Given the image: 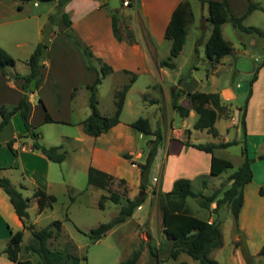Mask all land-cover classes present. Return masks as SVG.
Segmentation results:
<instances>
[{
    "label": "rangeland",
    "instance_id": "374dc122",
    "mask_svg": "<svg viewBox=\"0 0 264 264\" xmlns=\"http://www.w3.org/2000/svg\"><path fill=\"white\" fill-rule=\"evenodd\" d=\"M34 1H39L42 5L44 3V0H1L0 2V10H5V14L12 21L6 27L8 31H5V34L0 32V47L15 60L13 67H7L13 71L8 76L10 81L16 79L13 77L14 71L19 72L20 75L29 73L28 58L37 44L44 40V35L42 33L38 35L36 32L35 19L21 20L22 17L30 14V7ZM127 1L128 4L119 9L120 32L125 38H134L136 42L148 44L146 24L139 10L140 0ZM189 1L194 18L187 27L185 44L180 54L172 59L176 68L165 67V72L160 73L155 72V70H152L151 73L135 72L136 78L126 93L120 114V124L114 130L106 132L105 136H101L99 141L97 140V144H100L101 147L108 146L109 142L107 143L106 140H109L113 145L132 147L133 150H141L142 152V156L138 153H131L130 159L119 156V159L114 160L112 162L113 168L123 175L111 174L114 179L105 189L89 185L87 182V166L89 164L94 166L95 164L94 157L90 152L95 138L85 134L81 124L91 113L88 102L90 91L86 85L93 83L96 72L83 69L85 64L74 56V48L68 44L71 39H67L66 44L60 37L50 36L52 31L57 33V29L63 32L65 30L63 26L52 24L47 28L49 32L45 34V37L48 48L44 53L46 73L41 82V90L36 92L32 100V122L35 131L39 133L41 144L45 146L61 144L62 150L66 152L67 156L60 163L51 161L46 173L38 170L29 174L35 181H32L30 177L22 178L20 170L15 168L10 173L12 174L10 182L24 197L29 198L28 224H33L36 229H41L54 220L62 221L60 231L55 230V235L49 239L48 245L52 249L68 251L78 256L80 258L79 264H118L130 257L135 249L141 250L136 264H178L180 261L200 264L185 253L180 254L177 259L167 258L168 242L163 252L158 251L164 241L161 197L169 187L168 180L172 175L180 174L179 176L191 180L192 189L195 192L209 195L214 190L221 189L223 191L228 188L229 175L238 170L244 162L243 144L238 143L214 149L215 156L232 162V167L224 169L218 175H211L205 167V162L200 161L199 155L197 154V156L190 149L184 150L185 152L182 151L180 155L169 156L168 161L164 160L162 163L164 136L166 141L168 138L173 140L178 138V141L185 144L190 142L187 140L189 133L185 128L192 132L190 139L196 143H218L219 140H241L244 137L240 125L238 127L241 131L238 130L237 126H230L226 132L223 129V124L229 122L232 115H236L237 107L245 108L249 97L248 91L238 92L237 98L232 101L230 107L225 105V110L217 112L215 123L221 132L219 136H213L206 130L193 127L197 118L195 111L192 110L191 115L187 117H181L172 105L173 93L179 90L219 92L226 85H232L236 88L242 79L249 78V76L238 73L237 69L243 71L252 69L254 64L249 60L250 57L264 60V11L256 9L250 12L242 23L247 27L259 28L262 33L238 29L230 21L222 24L223 37L232 42L236 51L246 50V55L242 54L241 58L235 61L230 53L226 55L229 62L223 63L217 68V71H213V64L205 53V44L212 32V24L208 19H205L209 16L208 5L200 0ZM252 1L259 2L264 7V0ZM230 2L231 11L235 16H240L248 10L249 0H230ZM48 3L50 4V2ZM17 5H23L24 9L20 11ZM106 10H108V6H106ZM54 12L55 9L51 14ZM1 28L2 26H0V30ZM170 47L171 41L168 39L164 38L159 42L157 54L160 60L169 56ZM94 64L97 68L99 67V63L96 61ZM47 74L50 76L48 77ZM130 78L131 74L129 73L114 72L113 70L112 73L102 79L96 92L98 109L102 115L110 116L114 113L115 93L129 82ZM35 91L36 89H34ZM182 98L185 103L187 97L184 94L179 97L178 102ZM40 99L43 103L39 102ZM220 101L224 104L221 97ZM46 112L55 121H45ZM250 115L249 121L253 117ZM140 117L148 118L152 130L160 128L163 134L159 153L157 151V158L155 157L154 165L149 170L148 184L144 189L140 186L139 164L144 162L148 151L147 143L154 137L143 135L130 126V123ZM239 119L240 117L236 116L235 121L240 124ZM0 120H2L1 114ZM16 125L20 127L18 122ZM173 126L177 130H174ZM118 134H121L122 138H119ZM80 137L82 138L80 139ZM28 140L33 139L28 136ZM5 147L10 150L6 143ZM203 180H206V186H203ZM20 182L25 187H21ZM33 182L48 194H53L56 197L53 206L45 208L42 213L38 211L37 199L32 196L33 188L37 187ZM113 192L121 196L120 202L114 203L106 198L104 208H100L98 201L101 195L108 197ZM138 197H143L144 201L131 217L114 226L98 241L91 240V229L112 220L128 198ZM187 205L192 215L204 220H216L220 224L222 244L213 249L209 253V257L220 264H235L237 259L243 261L244 258L239 247L240 241H235V238L244 235L246 239V235L243 231H238V222L236 223L234 219L230 204L223 203L217 210H214L215 203L211 204L209 208H204L200 206L198 198L189 197L187 198ZM261 214L264 216V211ZM263 219H259L261 223ZM13 229L16 230V227ZM20 230L23 229L20 228ZM258 235L260 233L250 235L253 242L251 247L246 240L249 252L253 256L252 264H263L259 260L261 255L255 256L253 253L260 244L258 243L260 242ZM35 242V236L30 229H27L20 244L24 247V245ZM3 246L6 247L7 245L2 243L0 247ZM152 247L156 249V255L152 254ZM18 256L21 259L28 258L31 264H41L36 253L22 249Z\"/></svg>",
    "mask_w": 264,
    "mask_h": 264
},
{
    "label": "trees",
    "instance_id": "16d2710c",
    "mask_svg": "<svg viewBox=\"0 0 264 264\" xmlns=\"http://www.w3.org/2000/svg\"><path fill=\"white\" fill-rule=\"evenodd\" d=\"M50 1V0H44ZM70 0H57L55 12L50 14L48 22L42 28L44 40L39 42L34 51L28 58L29 73L20 75L16 73V79H22L21 89L23 94L16 105L12 107L0 106V114L2 120L0 121V130L10 121L13 115L19 114L25 128L28 131L27 136L33 139L31 149L40 151L44 157L53 162H62L66 159V152L62 150V145L45 146L39 142V133L35 131V127L29 122L30 103L28 101V93L34 92L38 89L42 82V69L44 53L48 48L45 34L49 32L48 26L55 24L61 25L65 28L67 36L73 41L76 47L80 50L82 57L86 63L88 70L95 71L96 77L92 84L86 86L90 91L89 107L90 115L84 119L81 124L85 134L89 136H99L109 131L112 127L120 122V114L123 109L126 93L131 87L132 82L136 78L135 73L124 70L125 73L131 74L129 82L124 84L122 88L115 93V111L110 116L102 115L98 109V99L96 96L97 86L102 82V79L113 72V68L101 58L96 57L90 47L86 45L72 28V21L69 14L65 11V6ZM123 1L121 0L122 7ZM132 1V0H131ZM202 3L208 5V21L212 24V32L205 44V53L212 64L219 63L221 59L230 54L233 45L229 40H226L222 35L221 26L225 22L230 21L232 25L238 29L247 32L262 31L254 26H244L243 20L253 10L259 9L264 11V7L259 3L249 0V7L246 13L235 16L231 9L228 0H200ZM111 16L112 29L115 38L118 41H126L127 43H134L133 38H125L119 27V9H112L109 6L108 0L105 3ZM194 15L190 6L189 0H182L173 10L170 21L165 30V38L171 41L169 56L166 59L160 60L161 67L173 69L175 63L172 62L176 58L186 40L187 27L193 21ZM51 29V28H50ZM94 61L99 63L97 68ZM15 60L0 47V70L4 75H7V67H13ZM264 66V60L259 64L258 68ZM257 68V69H258ZM100 74H99V72ZM256 79V72L253 74L252 81ZM184 94L187 97L189 107L178 102L179 97ZM173 107L176 109L181 117H187L190 110H194L197 114L196 121L193 125L195 129L207 130L213 136L218 135L215 126L217 112L225 110V105L220 101V95L217 92H186L179 90L173 93ZM46 121H55L52 116L46 112ZM245 128L244 114L242 119ZM130 126L143 135H152L154 138L148 141V151L145 155L144 162L139 164L140 169V186L142 189L148 184V173L154 163L159 145L163 140V134L160 128L152 130L148 118L140 117L130 123ZM16 138L10 139L6 142L10 150L17 154V149L13 144ZM240 143L238 140L209 142V143H190L185 144L197 150L204 151L211 154L210 174L218 175L224 169L232 167V162L228 159L219 158L214 155L215 148H224L230 145ZM243 144V155L245 157L242 165L228 177L229 187L224 189L214 190L211 194L205 195L202 192H195L192 189V182L186 177H179L173 181L172 188L162 194L161 197V212L164 241L158 251H164L166 243L168 242L167 258L177 259L182 253L187 254L192 259L198 261L200 264H220L215 259L209 257V253L221 246L222 234L220 224L216 220H204L192 215L187 205V198L193 197L199 199L201 207L209 208L211 204L215 203L214 210H217L223 203H228L236 223L238 222L239 214L243 205V191L246 184L251 182L253 171L252 161L247 154V146L245 140L241 141ZM123 157L130 159L131 155L124 153ZM258 158L264 160V152L258 155ZM113 175L105 172L95 166L90 165L87 169V182L89 185L105 189L111 184ZM124 181V179H121ZM203 186H206V180H203ZM0 188L8 195L10 203L12 204L15 213L22 221L25 228L30 229L36 238L35 243H31L22 247L20 244L23 238V230L12 232L10 244L6 250L10 260L15 264H31V261L21 259L18 257L19 252L24 249L27 252L36 253L41 264H79L80 258L68 251L51 249L48 241L55 235V230L60 231L62 227L61 220H54L48 226L41 229H36L33 224L27 223L29 206V198L24 197L10 182L7 177H0ZM222 192V193H221ZM258 193L264 195V186L259 187ZM221 194V195H220ZM33 198L37 199L38 211L41 213L45 208H51L56 201L53 194H48L43 188H37L33 192ZM108 198L114 203H119L121 196L113 192L108 197L101 195L98 205L104 208V200ZM144 198L138 197L134 199H127L123 204L118 214L109 222L101 223L96 228L90 230V238L93 241L101 239L114 226L125 222L131 217L137 208L141 206ZM153 255L157 254L156 249L151 248ZM141 254L140 249L132 251L131 256L120 261L118 264H136ZM259 255H264V244L259 250ZM178 264H194L188 261H180Z\"/></svg>",
    "mask_w": 264,
    "mask_h": 264
},
{
    "label": "crops",
    "instance_id": "0c3cea01",
    "mask_svg": "<svg viewBox=\"0 0 264 264\" xmlns=\"http://www.w3.org/2000/svg\"><path fill=\"white\" fill-rule=\"evenodd\" d=\"M56 1L57 0L43 1V5L39 1H34L33 5H31L30 7V14L28 16L22 17L21 20L35 19L36 32L38 35H40L42 33V28L48 22L49 15L55 9ZM106 1L107 0H70L66 4L64 9L70 16V19L72 21V28L75 33L86 45L90 47L93 54L108 63L113 68L114 72H121L124 70L134 73H151L153 72L152 70H155V72L157 73L165 72V67L159 66L160 58L157 54V45L165 38V30L170 21L172 12L176 8L178 3L182 0H140L139 10L142 18H144L147 35L149 38L148 44L145 45L142 42H136L133 44H129L125 41L120 42L115 38L112 29L111 16L109 11L106 10L105 6ZM48 2H50V4ZM228 2L230 5V9H232L230 0H228ZM17 6L19 7L20 11L24 9L23 5ZM207 18L208 17H205V19ZM11 22V18L7 14H5V10L1 9L0 26H2V28L0 32L5 34V31H8V28L6 27H8ZM57 31V33L52 31L50 36L60 37V39H63L65 43L68 41L67 39L70 40L65 30L61 32L62 30L60 31L57 29ZM68 42V44H71L74 48V56L85 64V67L83 69L89 71L84 59L81 57L82 54L80 50L74 43H72L73 41L70 40ZM245 51L246 50L236 51V49L233 48L231 52L232 58H234L235 61H238V59L241 58L242 54L246 55ZM249 60L254 64V67L252 69H245L244 71L237 69L238 73L249 76V78L242 79L240 83L237 84L236 88L232 85L223 86L217 93H219L222 102H224V104H222L228 105L229 107L232 104V101L237 98L238 92L245 90L249 93L245 108L243 109L237 107L236 115H232L230 121L223 124V129L224 131L228 132V128L230 126H237L238 130H240L239 128L242 127L244 137L243 139H239L238 141L241 143V141L245 140L247 146V154L250 158H253L251 164L253 176L251 182L246 184V186L244 187L243 205L238 218V231H243L245 233L247 243L250 247L253 243L250 239V235L252 233H260V235H258L260 236V242H258L260 244H258V248L253 252L254 255L257 256L259 254L260 248L264 244V219L262 223L259 220L260 218H264V216H261V213L264 211V195L262 196L258 193L259 187L264 186V160L258 158V155L264 152V66L258 68V64L262 62L259 59L250 57ZM225 62H229V59L226 56H224L219 63L213 64V71H217V68L223 65V63ZM42 63L43 80L44 74L46 73V62L44 58L42 60ZM7 70V75H4L0 70V106L12 107L17 104L23 94V91L21 89L22 79H15V81L8 80V76H10L13 71L10 69ZM255 72L256 79L252 81V77ZM14 73L15 75L16 73L20 74L17 71H14ZM47 75L48 77L50 76L49 74ZM41 86L42 85L40 84L35 92L28 93V101L30 103L29 122L32 125V100L36 95V92L41 90ZM183 100L184 99L182 98L179 102L186 107H189L188 101L186 100V102L184 103ZM39 102L43 103L41 99L39 100ZM191 113L192 110L189 111L188 116L191 115ZM243 114L245 128L242 123ZM250 114L253 115L251 121H249ZM18 116L20 117L18 113L13 115L10 121L0 130V175H2L0 177H7L10 181L12 180V174L10 173L13 172L12 170H14L15 168L17 170H20L21 177L26 179L30 177L29 174L35 173L38 170L39 172L40 170H42L46 173L51 162L50 160L46 159L40 151L31 149L33 140H28V131L25 128L24 124H22L23 121L22 119H20L21 117L19 118ZM236 116L240 117V124L235 121ZM17 122L20 127H17ZM119 124L120 122L117 125ZM117 125L112 127L110 130H114V128H117ZM239 125L240 127H238ZM173 129L177 130V128L174 126ZM185 129H187L189 133V139L187 140L190 141V143H196L190 139V135L192 134V132L188 128ZM217 131V136H219L221 132L218 130V128ZM105 134L106 133H103L96 137L91 136L95 138L93 139L95 143L93 142V144L91 145L90 151L92 156L94 157V166L110 174L123 175L120 172H116V170L112 166V162L114 160L116 161L121 156L123 157L122 154L124 153H138L140 156H142V152L141 150H133L132 147L127 148L125 146L113 145L109 140H106L107 143L109 142L108 146L101 147L100 144H97V140L99 141L100 137L105 136ZM118 137L122 138V135L118 134ZM13 138H16V141L13 144L14 148L17 149L16 155L8 150L7 147H5V143ZM81 138L82 137H80V139ZM175 139L176 140L168 138L166 141V138L164 136L165 145L162 163H164V160L168 161L169 156H175V154L180 155L182 151L190 149L191 152L199 155L201 159L200 161L205 162V167L208 172H210V153L197 150L191 146L184 144V142L182 141H178V138ZM222 141L229 140L224 139L219 140L218 142ZM174 142H176V144H173ZM90 165L91 164L87 166V169ZM179 175L180 174H174L169 178V187H167V191L171 189L173 181L176 178L182 177ZM30 178L32 179V181H35L33 177ZM20 183L21 187H25L22 182ZM33 184L37 186L35 182H33ZM36 188H39V186H37ZM36 188H33V191ZM15 227L16 230L13 229ZM20 228L23 229L24 236L27 228L24 227L22 221L15 213L8 195L0 188V245H2V243L7 245L6 247H0V264H15V262L9 259L6 250L10 244L12 232L20 230ZM235 239V241L237 242L240 241L239 236H237V238ZM259 258V260H261V262H263L264 264V255H261V257ZM235 262V264H246L244 259L243 261L242 259H237Z\"/></svg>",
    "mask_w": 264,
    "mask_h": 264
},
{
    "label": "water",
    "instance_id": "95a60500",
    "mask_svg": "<svg viewBox=\"0 0 264 264\" xmlns=\"http://www.w3.org/2000/svg\"><path fill=\"white\" fill-rule=\"evenodd\" d=\"M108 2H109L110 8L112 9H120L122 7L121 0H108ZM13 77H16V75H13ZM239 239H240L239 247H240V251L242 253L245 263L252 264L253 256L249 252L244 235H239Z\"/></svg>",
    "mask_w": 264,
    "mask_h": 264
},
{
    "label": "built area",
    "instance_id": "2783aa9c",
    "mask_svg": "<svg viewBox=\"0 0 264 264\" xmlns=\"http://www.w3.org/2000/svg\"><path fill=\"white\" fill-rule=\"evenodd\" d=\"M127 4H128L127 0L123 1V5H127Z\"/></svg>",
    "mask_w": 264,
    "mask_h": 264
}]
</instances>
